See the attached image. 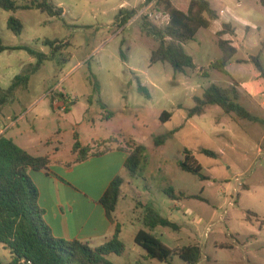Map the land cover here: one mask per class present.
Returning <instances> with one entry per match:
<instances>
[{"label":"rangeland","instance_id":"obj_1","mask_svg":"<svg viewBox=\"0 0 264 264\" xmlns=\"http://www.w3.org/2000/svg\"><path fill=\"white\" fill-rule=\"evenodd\" d=\"M31 1L19 0V4ZM52 1L64 9L61 19L37 9H19L15 13L0 10V42L4 46H28L50 55L51 47L44 45V40L71 44L45 61L31 75L29 87L17 90L3 106L0 131L8 126L7 135L29 153H50L53 159L64 161L75 157V132L83 144H93L95 151L101 150L100 143L111 136L118 137L123 145H128L131 138L147 147L148 163L137 178H127L115 214L126 250L122 255L107 256L114 264H188L178 256L169 262L149 259L136 245L134 237L144 228L146 204L181 224L178 231L167 227L154 231L165 246L172 250L201 246L203 255L198 264H264L263 100L251 99L240 91L241 103L261 120L257 122L226 114L220 107H209L203 115L187 117L188 110L195 106L194 97L201 96L210 84L226 87L233 78L250 80L255 66L238 63L237 58L261 55L264 63V7L260 0H208L220 10V21L201 29L185 45L198 67H208L222 57L216 33L222 22H232L239 29V50L227 66L228 73L211 70L209 77L191 69L175 73L167 62L151 64V52L159 43L141 31V17L161 9L155 5L143 8L145 0ZM172 2L184 9L188 0ZM123 7L139 13L120 28L117 16ZM10 16L22 21L20 35L9 29ZM240 17L250 24L244 26ZM155 24L164 26L167 20L161 18ZM36 62L26 50L0 53V86L7 89L24 68ZM136 77L149 89V99L138 92ZM95 81L99 92L94 91ZM102 104L113 113L111 119H102ZM164 111L172 112L169 121H161ZM159 135L169 137L157 148L154 137ZM185 149L193 152L202 174L209 179L179 167L185 159ZM202 149L218 156L209 157L201 153ZM170 188L177 196L184 192L204 199L174 200L165 193ZM250 212L259 218L250 216L251 221L247 220ZM8 256L0 245V261L7 262Z\"/></svg>","mask_w":264,"mask_h":264},{"label":"trees","instance_id":"obj_2","mask_svg":"<svg viewBox=\"0 0 264 264\" xmlns=\"http://www.w3.org/2000/svg\"><path fill=\"white\" fill-rule=\"evenodd\" d=\"M260 2L264 7V0ZM151 5H155L170 16L168 24L164 26L155 24L148 15L141 17V31L159 43L158 47L151 52V64L167 62L175 73H184L187 69H191L204 77H209L211 70L228 73L227 66L238 53V50L231 46V42L224 39L227 34L236 36V27L231 23H223L221 31L217 32L218 46L223 55L211 62L208 67H198L193 57L185 50V45L194 40L201 29H208L214 21L219 19V11L213 8L210 1L188 0L186 7L181 9L175 6L172 0H145L143 8ZM19 9H37L60 19L64 15V9L52 0H33L25 4H19V0H0V10L15 13ZM138 13L137 9L121 8L117 16L118 26L125 28ZM8 27L14 34L20 35L24 25L20 19L10 16ZM43 44L51 47L50 55L28 46L8 47L0 42V53L6 50L22 49L37 59L36 64H30L29 68H24L23 73L17 75L7 89L0 86V112L17 90L29 87L31 75L38 72L45 61L51 60L57 52L71 45L69 42L59 40H44ZM122 58L127 61L124 52H122ZM237 61L252 63L259 72L260 78L264 79V63L261 55ZM136 79L138 92L149 99L151 97L149 89L142 84L139 77ZM232 81L233 83L226 87L215 83L210 84L201 96L194 97L195 106L188 110L187 117L203 115L209 107H220L226 114H233L237 118L251 122L261 121L241 103L240 83L234 78ZM94 91H100L97 81L94 84ZM102 109L105 110L102 119H111L113 113L108 111L104 104ZM66 111H69V106ZM171 117L172 112L164 111L160 119L166 122ZM168 137V135L155 136V147H161ZM74 138L72 153L77 154V162L84 161L89 156H99L109 152L113 149L112 143L118 142L117 149L127 153L125 168L130 178H137L148 163L147 147L131 138L127 141L128 145H123L118 137H111L106 142L100 143L102 146L98 151L93 150L90 144L84 145L77 132L74 133ZM201 153L213 158L218 156L216 152L208 149H202ZM184 154L185 159L179 163V167L185 172L200 176L203 180L209 179L202 174V166L193 152L185 149ZM50 162V154H31L6 133L0 134V244L9 250L11 255L10 261H0V264H114L107 256L122 255L126 250L125 244L120 239L122 227L115 219L118 203L123 195V187L127 184L126 180L122 176L116 177L100 200L107 216L115 224V234L110 240L101 246L92 247L89 242L76 239H57L51 234L44 219L45 211L39 205V190L30 175V170H47ZM165 193L174 200L204 199L202 196L187 195L184 192H179L177 196L173 188ZM144 207V228L137 232L134 241L146 252V256L161 262H169L173 256H178L188 264H198L203 255L201 246L187 245L175 250L165 246L154 231L158 227L178 231L180 224L163 217L149 204ZM250 216L258 217L254 212H250L247 216L249 221H251ZM261 224L264 225V220H261Z\"/></svg>","mask_w":264,"mask_h":264},{"label":"crops","instance_id":"obj_3","mask_svg":"<svg viewBox=\"0 0 264 264\" xmlns=\"http://www.w3.org/2000/svg\"><path fill=\"white\" fill-rule=\"evenodd\" d=\"M218 11L221 16L220 10ZM239 19L240 22L245 24L244 26L250 24L247 19L241 17ZM218 21H220V17L214 22ZM223 23H231L236 27V36L232 37L227 34L224 39L229 40L231 46L239 50V44L236 42L239 29L235 24L228 21L222 22L219 28L216 29V33L221 31ZM238 82L240 83L239 91L245 92V95L251 99L263 100L262 105H264V79L260 78L257 70L250 80ZM0 121L2 122V118ZM7 129L8 126L0 133H6L7 135ZM92 146L94 145L92 144ZM111 146L113 148L111 151L99 156H89L81 162H77V154L72 153L75 156L74 159L64 161L53 159L50 153H45L50 154L51 159L48 169L30 170V175L39 190V205L45 211L44 219L53 237L65 240L76 239L89 242L92 247H98L114 236L115 224L107 216L100 200L116 177L122 176L127 183L129 173L125 168L127 153L117 149L118 142L112 143ZM258 151H261V149ZM115 219L119 222L117 216H115ZM121 235L122 231L120 237ZM0 245L4 247V245ZM6 251L9 255L8 262L11 260V255L9 250L6 249Z\"/></svg>","mask_w":264,"mask_h":264},{"label":"built area","instance_id":"obj_4","mask_svg":"<svg viewBox=\"0 0 264 264\" xmlns=\"http://www.w3.org/2000/svg\"><path fill=\"white\" fill-rule=\"evenodd\" d=\"M149 18H151V20L153 19L152 20L153 22L154 21L159 22L161 18H164L165 20H167V24H168V22L170 20L169 14L163 12L162 10H160L157 14H154V15L150 14Z\"/></svg>","mask_w":264,"mask_h":264}]
</instances>
